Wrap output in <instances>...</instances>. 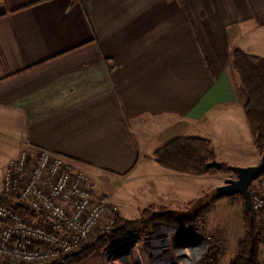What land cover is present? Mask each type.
<instances>
[{"label": "crops", "instance_id": "0c3cea01", "mask_svg": "<svg viewBox=\"0 0 264 264\" xmlns=\"http://www.w3.org/2000/svg\"><path fill=\"white\" fill-rule=\"evenodd\" d=\"M237 48L264 58V0H0V133L11 153L0 189L26 147L107 182L156 163L153 152L179 137L252 164ZM187 175L174 172V211L205 194L193 196Z\"/></svg>", "mask_w": 264, "mask_h": 264}, {"label": "built area", "instance_id": "2783aa9c", "mask_svg": "<svg viewBox=\"0 0 264 264\" xmlns=\"http://www.w3.org/2000/svg\"><path fill=\"white\" fill-rule=\"evenodd\" d=\"M250 205L264 227V173L253 181ZM0 192V264H34L78 253L110 231L119 213L110 196L96 193L92 178L61 154L26 147L11 158ZM160 221L112 244L111 264H216L211 237L200 229ZM197 238V239H196ZM112 257V256H111Z\"/></svg>", "mask_w": 264, "mask_h": 264}, {"label": "trees", "instance_id": "16d2710c", "mask_svg": "<svg viewBox=\"0 0 264 264\" xmlns=\"http://www.w3.org/2000/svg\"><path fill=\"white\" fill-rule=\"evenodd\" d=\"M233 67L239 79V90L244 102V108L248 117L255 144L260 153L264 151V58L251 55L241 49H235L232 54ZM155 162L163 169L186 174L204 175L214 171H230L229 163H223L222 168L209 167L208 163L217 159L212 142L201 137H179L165 143L153 152ZM0 196L10 199L11 196L0 192ZM241 196V195H240ZM219 197L212 195L206 203L198 198L187 204L186 210L179 211V215L165 209L154 211L145 209L142 215L136 219H127L116 214L115 223L110 231L101 236L93 244L82 242L81 249L72 256L58 260L43 262L41 264H77L85 261L98 250H102L124 239L135 230L147 231L157 221L176 227L195 226L210 206ZM242 201L243 197L241 196ZM244 203V201H243ZM199 204L200 208L196 209ZM195 210L190 215L189 211ZM178 211V210H176ZM245 233L238 241V252L226 264H262L261 255L264 247V232L259 228L258 217L251 209L247 211L244 205L243 213ZM211 243L217 246L216 243ZM219 247V246H218ZM216 264H221L224 254L218 249Z\"/></svg>", "mask_w": 264, "mask_h": 264}, {"label": "rangeland", "instance_id": "374dc122", "mask_svg": "<svg viewBox=\"0 0 264 264\" xmlns=\"http://www.w3.org/2000/svg\"><path fill=\"white\" fill-rule=\"evenodd\" d=\"M9 141V135L6 136L0 133V167L11 156L8 151L10 147ZM261 157L262 153L259 152V157L253 160L250 165L258 164L261 161ZM151 159L153 158L150 156L147 163L143 162L131 176L125 179L117 178L111 182H107L99 175L91 174L86 169H77L85 171L94 181L96 193L104 196L109 195L114 205L119 208L118 214L127 219L139 218L145 209H154L157 213L169 209L174 212L173 214L179 215V211L186 210L189 207L186 205L184 208L174 211V172L161 168L157 163H153ZM216 160L221 161L218 158ZM221 162L229 163L226 161ZM2 172L3 169L1 168L0 184ZM187 176H190L187 177L189 178V183H194L192 186L190 184V187H193V196H201L205 193L202 196L205 203L210 200L212 195H215V189L223 185L227 178H236V174L231 170H218L208 175ZM201 205L199 204L196 209L200 208ZM189 212L192 215L195 210L193 209ZM243 213L244 203L239 194L218 198L210 206L209 211L204 214V217L195 225L199 226L203 235L210 236L211 241L217 244V258L218 249L224 254L220 261L221 264L229 262L238 252V241L245 233ZM259 228L264 232V227L259 225ZM117 256L116 253H112V248L108 246L98 250L88 259L77 264H111L110 259ZM261 263L264 264V247L262 249ZM118 264L124 263L119 259Z\"/></svg>", "mask_w": 264, "mask_h": 264}, {"label": "water", "instance_id": "95a60500", "mask_svg": "<svg viewBox=\"0 0 264 264\" xmlns=\"http://www.w3.org/2000/svg\"><path fill=\"white\" fill-rule=\"evenodd\" d=\"M208 166L220 169L222 168L223 163L215 160L208 163ZM228 168L236 174V178H227L223 185H220L215 189V195L219 197H230L239 194L243 197L246 210L251 211L249 188L253 181L264 173V151L262 153L261 161L256 165L241 166L231 164ZM195 227V229H199L198 225ZM195 234L198 239H204L205 243L207 242L203 234Z\"/></svg>", "mask_w": 264, "mask_h": 264}]
</instances>
